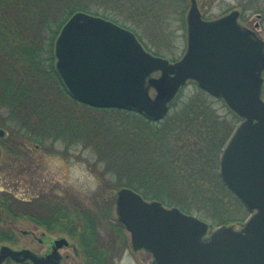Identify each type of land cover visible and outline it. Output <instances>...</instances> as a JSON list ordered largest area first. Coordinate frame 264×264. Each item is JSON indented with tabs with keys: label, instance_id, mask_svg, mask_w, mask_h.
<instances>
[{
	"label": "rangeland",
	"instance_id": "rangeland-1",
	"mask_svg": "<svg viewBox=\"0 0 264 264\" xmlns=\"http://www.w3.org/2000/svg\"><path fill=\"white\" fill-rule=\"evenodd\" d=\"M196 1L200 14L207 21L219 19L238 10L240 12L238 22L254 30L258 37L264 40V0ZM62 2L64 6L69 3L78 4L81 8L77 12L87 9L85 13L102 17L131 30L144 48L157 57L166 58L173 63L180 60L186 53L187 15L191 0H59L54 10L56 11L54 13H57L55 19L58 21L62 18L59 14L63 12ZM54 51L55 45L49 55H53L55 66ZM18 64L14 63V70L22 72ZM36 74L38 76L34 79L26 81L32 85L29 91L32 97L23 101L25 103L5 105L0 102V128L6 132V136L0 139L2 147L0 191L8 190L26 200H31L36 194H46L48 198L50 197L51 207L55 210L61 209L58 212L75 219L71 229L73 234L81 232L84 228V233L89 234L88 237L66 239L69 242L68 246L60 249L63 257L61 264H96L98 261L104 264L155 263L149 252L133 250L130 234L122 228L118 220L115 204L117 193L121 188H129L118 189L117 182L123 177L125 184L131 181L135 187L144 186L142 190L140 189L141 193L132 188L129 189L139 193L142 197V193L146 194L147 198H143L147 201L154 200L148 190L158 191L159 199L155 200L163 203L165 207H178L168 205L176 201L191 209L192 213H184L205 221L209 224L211 231L221 226H235V229H239L248 219L249 211L242 221L239 219L234 223H218L236 215V201L227 197L219 204L214 200L213 203L205 199V195H209V190L218 191L215 189V182L210 177L213 172L206 171L208 177L205 174L204 184L202 182L192 183L187 177V170L181 171V167L185 169L189 168L188 166L185 167L178 162L175 164L176 169L170 168L166 164L167 161L162 160L156 154L161 150V143L158 139L161 129L163 133L166 131L170 133L171 129L175 130L185 125L184 122L187 119L199 117L203 112H206L205 115L213 123H217L219 117L221 120L227 119L223 122V132L228 127L230 130L233 126L235 130L241 122L239 117L238 120H234L224 101L207 96L195 81L187 82L180 89L170 103V110L163 120L146 124L145 120H141L144 116L133 111L98 110L78 103L67 91L68 96L65 94L66 88L61 83V79L41 73V70H38ZM159 76L160 73L152 75L154 78H159ZM149 92L154 98L156 90L151 88ZM262 99L264 100V86ZM26 106L30 110L33 109L31 107L52 109L53 113L50 111L47 116L40 112L36 113V111L30 114L26 108L23 112L26 115L30 114L28 119L33 129L32 132L35 135L45 132L47 135L45 139L37 137L36 140L27 144L23 143V138L26 136L24 132L29 131L22 132L18 119L21 116L19 113L13 115L11 111L17 112L20 111V107ZM214 132L218 131L214 129ZM220 133L222 134V131ZM156 135L157 139L147 140L148 136ZM33 145L39 148L36 149ZM127 146L132 151L130 159L138 165L131 167L128 173L126 169L129 170V167L122 158L125 156L123 151L127 149ZM118 147L120 151L117 150ZM29 172L39 177L37 186L28 185L31 179ZM218 172L220 174V168ZM129 173L133 175L128 176ZM79 209L93 211L88 219H85L88 225H83L80 220L84 216L81 218L74 216L79 215L76 213ZM42 212L44 213L45 210ZM58 216L63 217L61 214ZM98 218L101 221L96 230L99 234L95 235V231L91 228L95 227L94 222L98 221ZM68 226L70 224L59 221L53 222L49 229L42 228L28 218H19L13 222L6 221L1 227H11L16 238L1 243L0 247L8 245L15 250L29 249L43 256L48 251L47 246L53 241V236H43V232L53 231L57 227L65 231V228H70ZM81 239L86 240L83 245L79 242ZM93 249H97L98 253L102 254L95 253ZM109 249L113 252L109 253ZM3 264L17 263L7 260Z\"/></svg>",
	"mask_w": 264,
	"mask_h": 264
},
{
	"label": "water",
	"instance_id": "water-1",
	"mask_svg": "<svg viewBox=\"0 0 264 264\" xmlns=\"http://www.w3.org/2000/svg\"><path fill=\"white\" fill-rule=\"evenodd\" d=\"M196 3L191 0L187 15L186 53L176 62L147 51L131 30L80 11L54 41L55 70L75 101L134 111L155 122L166 117L188 81L222 99L241 119L219 165L220 178L250 212L243 226L210 231L198 217L129 188L118 191L116 214L133 250L152 254L153 264H264V40L238 22V10L207 21ZM5 135L0 128V138ZM68 244L56 240L47 256L3 245L0 264H61L59 249Z\"/></svg>",
	"mask_w": 264,
	"mask_h": 264
},
{
	"label": "trees",
	"instance_id": "trees-1",
	"mask_svg": "<svg viewBox=\"0 0 264 264\" xmlns=\"http://www.w3.org/2000/svg\"><path fill=\"white\" fill-rule=\"evenodd\" d=\"M58 3L59 0H0L1 104L12 105L21 102L25 103L23 101L32 97L31 92H29L32 85L30 82L26 81L27 79L32 80L38 76V74H36L38 73V70H41V73L50 74L60 80L56 73L55 66L53 65V55H49H51L55 45L54 41H56L62 27H64L65 23L73 14L80 10L81 6L70 3L69 5L64 6L62 2L61 6L63 12L59 13L62 18L58 21L55 19L57 18V13H54L56 12L54 10ZM84 11L88 10L85 9ZM14 63H19L18 67L22 72H15ZM16 77L17 79H15ZM203 92L207 96H210L205 91ZM65 94L68 96L66 89ZM20 108V111L15 112L12 110L11 113L13 115L19 113V116H21L18 119L20 121L19 126L22 128V132L28 130L30 133H33L30 134L29 132H24V135L26 136L23 138V143L27 144L30 141L36 140L37 137L39 139H45L47 137L45 132L38 135H35V133L32 132L33 129L31 128L28 118L29 115L35 111L36 113L40 112L47 116V113L50 111L52 112V109L50 107H31L33 109L30 110L27 106ZM25 108L30 112L29 115L23 113ZM13 109H16V107H13ZM230 113L233 115L234 120H238L237 115H234L232 111H230ZM205 114L206 112H203L199 117L187 119V121L184 122L185 125H181L175 130L171 129L172 133H167V131L163 133L161 129V133L158 137L161 143V150L156 154H158L162 160L167 161L166 164L170 168L173 167V169H176L175 164L178 162L185 167L188 166L189 168L185 169L184 167H181V171L187 170V177H189L192 183L202 182L204 184L203 178H205V174L208 177L206 171H212L213 173L210 177H212V181L215 182V189H218V191L209 190V195H205V199L209 202L212 201L214 203L215 201L221 204L227 197H229L236 201L237 209H235L236 215L232 216L233 218L229 217L228 219H223V222L221 221L218 223H234L239 221V219L242 221L243 217L248 214V210L240 199L237 198L229 188H227L218 172L222 150L233 133L234 126L233 128H230V130L228 127L226 131L223 132V122L227 121V119L221 120L219 117L217 118V123H213ZM141 118V120L146 121V124H151L153 122L146 120L144 117ZM47 121L48 120H46V122ZM214 129L218 132H214ZM221 131L222 134L220 133ZM153 139H157V135L147 137V140L153 141ZM117 150L120 151V148L118 147ZM129 151H131V148L127 146V149L123 151L125 152V156L122 157L124 160L123 162L129 167V170L126 169L127 173L130 171L131 167L138 166L135 165L134 160L132 161L130 159L132 151ZM132 173L134 174V172ZM132 173L127 175H133ZM128 176L127 178L130 179ZM123 182L124 177L123 179L119 178L117 182L118 189L121 187H129L140 192V189L142 190L144 187L142 186L140 188L138 185L135 187L131 181L126 184ZM148 192L153 195L152 199H159L158 191L152 192L148 190ZM205 194L207 193L205 192ZM142 195L144 198H147L146 194L142 193ZM49 198L46 195H36L31 200H26L17 197L10 191H0V244L16 238L14 230L11 229V227H1L6 221L13 222L19 220V218H28L30 221L42 226V228L49 229L50 225L55 222L57 218H61L57 213L61 210H55L54 207H51L52 204L51 201L49 202ZM168 205L178 206L182 209L181 211L186 213L193 212L191 209L182 204H178L176 201L169 203ZM43 207L49 209L47 210ZM43 210H45L46 213H43ZM73 226L75 227V225ZM121 226L125 229L123 225ZM79 242L83 245L86 240L81 239ZM96 250L97 249H93L95 253L102 254L98 253V250ZM110 251L113 252V250L109 249L108 252L110 253ZM24 264L30 263L26 262ZM96 264H104V262L98 261Z\"/></svg>",
	"mask_w": 264,
	"mask_h": 264
},
{
	"label": "flooded vegetation",
	"instance_id": "flooded-vegetation-1",
	"mask_svg": "<svg viewBox=\"0 0 264 264\" xmlns=\"http://www.w3.org/2000/svg\"><path fill=\"white\" fill-rule=\"evenodd\" d=\"M34 146V145H33ZM36 149H38L39 147L38 146H34ZM0 148H2V147H0ZM2 157V156H1ZM1 159V158H0ZM33 168V167H32ZM33 169H35V168H33ZM32 169L30 168V171H31ZM30 173V172H29ZM29 178H31L30 180H29V183H28V181L26 180V183H28V185L29 186H31V184H32V186H37V180H39V177H35V174H31L30 173V175H29ZM8 191V190H7ZM44 191V190H43ZM36 195H40V196H42V195H46V194H42V193H40V194H36ZM36 195H34V197L36 196ZM34 197H32V198H34ZM83 203V202H82ZM72 205V204H71ZM81 206V205H80ZM77 207V206H76ZM78 209V208H77ZM59 210H61V209H59ZM69 210H71V209H69ZM93 211H91V210H82V209H79V210H76V213H79V215H77V214H75L74 216H76V217H79V218H81V217H83V219H80L81 220V222L83 223V225L85 224V225H88V222H87V220H85L86 218L88 219V216L92 213ZM70 213H72V215L74 214L73 212H70ZM58 214H61L63 217H61V218H57L56 220H55V222H59V221H61V222H64V224H70V226H68V227H70V228H65L66 230H68V229H72L73 227H72V224L74 223V221H75V219H72L71 217H68V216H66V215H64V214H62V212H58ZM85 216H87V217H85ZM100 218H98V221H96V222H94V223H96V224H94L95 225V227L94 228H91L92 230H94L95 231V235H97V234H99V232L98 231H96L99 227H98V224H100ZM88 228V227H87ZM62 228H56V229H54L53 231H45V232H43V236H49V237H52L53 236V241L50 243V245H48L47 246V248H48V251H47V253H45L43 256H47V255H49V254H51L52 252H53V250H54V246H55V241L56 240H59V239H68V238H70V237H75V238H84V237H88L89 236V234H85L84 232V228H82V231L81 232H78V233H74L73 234V231L71 230V231H64V230H61ZM47 232V233H46ZM72 232V233H71ZM55 235V236H54ZM75 235V236H74ZM99 236V235H98ZM55 237V238H54ZM75 248V247H74ZM74 251H75V249H74ZM62 259H63V257H61ZM62 259H61V263H62Z\"/></svg>",
	"mask_w": 264,
	"mask_h": 264
}]
</instances>
